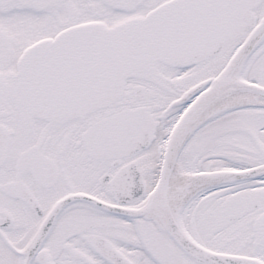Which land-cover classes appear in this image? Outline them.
<instances>
[{
    "label": "snow or ice",
    "instance_id": "obj_1",
    "mask_svg": "<svg viewBox=\"0 0 264 264\" xmlns=\"http://www.w3.org/2000/svg\"><path fill=\"white\" fill-rule=\"evenodd\" d=\"M0 264H264V0H0Z\"/></svg>",
    "mask_w": 264,
    "mask_h": 264
}]
</instances>
